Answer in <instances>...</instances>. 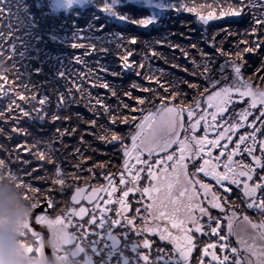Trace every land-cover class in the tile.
<instances>
[{"label": "snow or ice", "instance_id": "snow-or-ice-1", "mask_svg": "<svg viewBox=\"0 0 264 264\" xmlns=\"http://www.w3.org/2000/svg\"><path fill=\"white\" fill-rule=\"evenodd\" d=\"M90 6L92 11L87 15L79 11ZM199 7L212 10L205 15L183 3L163 0H47L46 3L45 0H0V41L7 43V51L3 50L4 43H0V81L4 82L0 83V93L7 97L11 92L14 97L7 106L8 115L0 110V118L13 119L11 131L20 135H30L26 129L15 126L21 119L51 124L72 119L70 115L56 112L49 115L46 110L52 95L56 96L57 108L72 103V88L65 92L53 88L49 93L42 91L44 84L70 80L76 90L82 87L68 76L64 56L58 51L67 43V37L61 33L68 25L64 21L56 24L53 17L57 14L63 13L65 20L72 17L70 47L85 49L83 56L106 53L108 49L98 47L97 43L79 42L85 30L79 25V19L84 20L87 31L100 33L112 21L148 28L157 23L165 10L173 9L195 13L198 21L205 25L226 17H251L250 29L240 34L248 38L239 41L244 47L235 53L238 60H227L218 70L211 66V61L205 63L198 76L203 84L183 81L195 93L187 106L179 103L187 93L179 90L178 85L165 87L154 77L149 78L150 81L163 88L167 95L158 88L136 84L131 87L152 94L151 98L124 93L136 104L150 107L124 104L132 113L142 115L122 119L113 115L111 123H117L118 119L124 124L131 122L134 131L127 137L113 132L111 140L100 137L106 143L119 144V171H106L111 165L109 161L88 168L86 176L80 174L84 171L81 164L74 166L77 172L65 173L52 156V141L56 137L45 141L43 150L39 139L31 147L18 145L39 160L54 165L51 185L43 190L18 177L9 170L8 161L0 158V184L7 177L15 181L17 189H24L19 194L11 193L9 198L32 201L25 205L22 220H17L19 227L15 229L14 238L25 255L44 256L45 248L50 247L53 264H264V89L245 79V64L239 62L246 53L258 54L264 49V0H213V4ZM142 9L150 10V14L138 15ZM222 31L228 32L227 29ZM115 35L132 45L138 42L136 36ZM95 40L103 42L99 35ZM217 51L228 55L223 49ZM132 54L128 51L121 57L122 70L132 68L133 62L129 60ZM73 59L76 64L84 63L83 57ZM25 60L35 63L23 64L21 72L16 65ZM7 61H14L11 67ZM226 69H230V75H224ZM10 71H14L16 81L20 82L13 81L14 86L6 88ZM99 71L108 72V69L101 66ZM216 71L220 73L219 78L215 76ZM262 73L264 60L254 73L264 82ZM33 75L44 79L34 82ZM78 75L86 78V74ZM101 86L109 88L107 83ZM112 94L115 96L116 92ZM96 103L107 111L102 100L97 99ZM237 104L243 107L237 109ZM17 112L19 115L14 116ZM76 116L82 119L79 114ZM87 123L95 125L96 122ZM76 132L75 127L55 129L61 138ZM3 135L6 129L0 127V136ZM127 139L131 140L130 145ZM31 148L37 151L32 153ZM0 149L6 150V145H0ZM16 159L19 160L18 154ZM22 163L30 165L28 160ZM35 171L37 169L32 172L25 169V175L32 177ZM203 177H210L215 185L206 183ZM234 191L245 209L261 217L258 222L248 215L238 218L235 210L230 215L225 213L224 217L213 215V209L225 212L226 205L234 209L240 206L230 204ZM57 195L67 199L58 201ZM4 198L5 190L0 187V207ZM58 203L63 207L57 212ZM42 204L45 210L35 213ZM223 219L227 220L226 231ZM5 223L0 215V230ZM34 225L46 229L47 237ZM203 237L212 239L200 243Z\"/></svg>", "mask_w": 264, "mask_h": 264}, {"label": "trees", "instance_id": "trees-1", "mask_svg": "<svg viewBox=\"0 0 264 264\" xmlns=\"http://www.w3.org/2000/svg\"><path fill=\"white\" fill-rule=\"evenodd\" d=\"M46 2L47 0H45V3ZM163 2L174 4L180 2L187 7L195 8L197 12L205 15L212 9L208 7L200 8L199 5L213 4V0H163ZM213 7L215 6L213 5ZM79 11L87 15L92 11V7L80 9ZM137 14L148 15L150 14V10L142 9ZM53 19L56 24H60L61 21H64V23L68 25V28L61 33L63 36L67 37V43L58 49V51L64 55L65 70L68 76L75 79L76 83L81 84L82 87L81 90H76L70 80H59L58 82L51 81L44 84L42 91H48L50 93L51 89L54 88L60 92H65L66 89L72 88L74 100L68 106L57 108L56 96L52 95V102L46 107L49 115L52 112H56L62 116L70 115L72 119L67 122L57 121L55 124L48 122L41 123L26 118L21 119L15 123V126L26 129L30 135H20L11 131L14 126L13 119L5 120L0 118V127L6 129V135L0 136V145H6V150L0 149V158L8 161L10 171L36 187L42 186L43 181L46 182L51 180L52 173L54 172V165L39 160L28 151H24L22 148L17 147L18 145H27L31 147V145L39 139L41 141L39 147L43 150L45 148V141L56 137V139L52 141V156L59 164L64 160H69L72 154L76 156L75 161L77 163L84 161L86 157L90 158V156L104 154L100 151V147L107 143L105 140H101L100 137L111 140L113 132L121 136L126 135L129 130V128L127 129L129 123H121L119 119H122L124 116L130 117L136 115V113H132L130 109L124 108L123 105L129 104L135 107H144L145 109L150 107L149 105H138L135 100L124 95L127 91L130 92L133 97L147 96L151 98L152 94L144 93L138 88H132V84L136 83L137 85V82L140 81L143 83L144 81L142 78L147 77V85L144 83V87L150 84L152 87H158L160 91V89L163 88H159V85L150 81L149 78L153 76L160 84L168 87L170 82H174L175 80L173 79L178 77L181 83L178 87L179 90L183 93H187L188 96H186V99L179 100V103L183 105L182 101L188 100L189 97L193 98L195 95L194 90L189 89L183 81L188 80L199 83L200 79H198V76L199 73L203 71L200 67H203L205 63L211 61V66L218 70L221 64L229 60L226 58L229 54L233 55H230L232 56L230 60H238L235 52H238V49L243 47V45L240 44H238V49L230 46L234 40L237 41L242 38L240 34L243 32V30L241 31L242 28H235L239 26L238 23L229 22L234 21L233 19L226 17L222 18V20L210 21L205 25L202 22L198 23L195 13H189L183 10L177 12L173 9L165 10L157 23L148 28L132 25L126 26L112 21L104 32L95 33L87 31L84 20L79 19V25L85 29L80 34L82 39H80L79 42L85 45L97 43L98 47L102 46L108 49L106 53L97 52L90 56H83L85 49H72L70 47V44L73 42L70 30L72 26V17L68 16L65 20L64 14L60 13L53 17ZM220 22H222L221 24H223L224 28H229L230 32L233 31V33L239 34V36H234L233 33L229 35L232 39V41L228 39V42L230 41L229 46L226 42L222 44V42L219 41L221 37H211L213 33L210 29V27H212L211 25L214 24L218 26ZM233 25H235V27H233ZM195 28L198 30V34L196 35L194 32H190V29L195 31ZM109 33H112V35H109ZM115 33H120L125 37L136 36L138 42L135 45L129 44L127 40H120ZM185 33H188V35L186 36ZM97 35L102 38V43L95 40V36ZM183 35H185V38ZM88 37H92V39H88ZM195 37H198V40L195 39ZM202 37L206 40L208 39V41H214L217 48L212 49L204 44L206 40H203ZM200 39L204 42H199ZM0 43H4L3 50L7 51V43L3 41H0ZM193 45H195V47H193ZM48 47L53 48L52 45ZM202 48L208 53L201 54L199 51L203 50ZM218 49H223L224 53L228 55H222L217 51ZM128 51L133 53L129 57V60L133 62L132 68L130 70H122L123 61L121 57L125 56ZM77 56L83 57L84 63L76 64L73 58ZM210 56H215L216 58L212 59ZM15 59L19 61L18 57ZM258 59L259 58L253 59L254 62L252 61V63L254 65L260 64ZM13 62L14 61H7L8 66L11 67ZM25 63L35 62L27 60L17 62V69L22 72L23 64ZM248 64L250 66L249 62ZM140 65H143V67H139ZM173 65H177V67H173ZM101 66L107 68L108 72L99 71ZM90 69L92 71H90ZM185 69H187V71H185ZM112 72H118L120 75L114 76L111 74ZM137 72H139L140 75H137ZM193 72L196 73L195 76L192 75ZM79 73L86 74V78L78 75ZM228 73L230 74V69H226L224 75ZM7 75L9 76V84L6 85V88L13 87L14 85L12 82L16 81L14 71L8 72ZM215 76L219 78L220 73L216 71ZM25 79H27V77H25ZM32 79L34 82H39L44 78L33 75ZM16 82L19 83L20 81ZM0 83L4 82L0 81ZM104 83H107L109 88L102 87L101 85ZM19 90L20 89H16V91ZM113 91L116 92L115 96L112 94ZM169 91L171 92L172 89L169 88ZM161 93L163 94V92ZM164 94L167 95V93ZM11 98H14L11 92H9V96L7 97L0 93V110H5L6 116L8 115L7 106L10 104ZM97 99L103 101V105L107 106V111L105 107L96 103ZM17 102L23 103L19 100ZM76 114H79L82 119H77ZM13 115H19V113L17 112ZM113 115L119 118L118 122L115 124L111 123ZM93 120L96 122L95 125L87 123ZM57 127H67L69 129L75 127L77 128V132L61 138L55 133ZM9 136L11 139H9ZM81 137H83V140H81ZM77 149H79V152H76ZM36 151V148H31L32 153ZM17 154L19 155V160L16 159ZM23 160L30 161V165L23 164ZM25 169H27L28 172H32L33 169H37V171L33 173L32 177H28L25 175ZM35 177H48L49 179H36Z\"/></svg>", "mask_w": 264, "mask_h": 264}, {"label": "flooded vegetation", "instance_id": "flooded-vegetation-1", "mask_svg": "<svg viewBox=\"0 0 264 264\" xmlns=\"http://www.w3.org/2000/svg\"><path fill=\"white\" fill-rule=\"evenodd\" d=\"M216 78H218V77H216ZM200 81L202 83L201 79H200ZM132 129L133 128L129 129L128 131H130ZM128 131H127L126 135H124L125 137L128 136V134H129ZM200 134H202V132ZM209 135L213 136L214 133H209ZM234 139H235V137H234ZM126 143H128L130 145L131 144V140L127 139ZM118 149H119V144L112 145L110 143H107L106 145L100 147V151H102L104 154H98L96 156H90V159L81 161L79 163H77L75 161L76 160V156L72 154V155H70V159L69 160H64L59 165L61 166V168L63 169V171L65 173L72 174V173L77 172V169L74 166L77 165V164H81L83 169H84V171L81 172L80 174L83 175V176H86V175H88V172H87L88 168L93 167V165H98L100 162L108 163L109 161H111V165H110L109 168L106 169V171L116 172V171L120 170V163H121V154L118 152ZM213 151H214L215 154H218L217 150H213ZM161 155H163V154H161ZM234 159H240V157H235ZM97 171H100L99 168H97ZM201 176H202V174H201ZM203 179L205 180L206 183L215 185V181L211 180L210 177H203ZM42 184L43 185L39 186L38 188L43 189V190H47L50 187V185H51V180H48L46 182L43 181ZM29 195L31 196V195H35V194L29 193ZM41 199L43 200V197H41ZM61 199H67V197H61V196L57 195V200L59 201ZM230 204H238L240 206L238 208L234 209L233 207H230V206L226 205L225 206V212H220L218 209H213L212 210L213 215L224 217L225 213L230 215L231 212L233 210H235L237 212L238 218L240 216H242V215H248V216H250L253 219V221H256V222H258L261 219V217H259L256 214L255 211L244 208V205L238 199V193L235 192V191L231 194ZM62 207H63V204L62 203H58L56 211L58 212L59 209L62 208ZM44 210H45V205L42 204L40 207H37L35 209V213L39 214V213L43 212ZM51 215H53V216L56 215V212H51ZM222 223L225 225V231H226L227 220L223 219ZM238 226L239 227H243V225H238ZM34 227L38 231H41L42 234L45 237H47L48 233H47L46 229L41 228L40 226H35V225H34ZM210 239H212V238L203 237L202 240L200 241V243L207 242ZM232 242L235 243V238L234 237L232 238ZM44 251H45V255H47L49 257L52 256V249L50 247H46ZM195 255L198 256L199 253L197 252V253H195Z\"/></svg>", "mask_w": 264, "mask_h": 264}, {"label": "clouds", "instance_id": "clouds-1", "mask_svg": "<svg viewBox=\"0 0 264 264\" xmlns=\"http://www.w3.org/2000/svg\"><path fill=\"white\" fill-rule=\"evenodd\" d=\"M5 190V198L0 215L6 221L3 229L0 230V264H53L52 258L44 256H27L24 250L19 246L15 237V229L19 227L17 220H22V213L25 211V205H30L31 200L10 199L11 193H22L23 189L15 187V181L5 178L0 184ZM10 190V191H9ZM31 241H28L30 243Z\"/></svg>", "mask_w": 264, "mask_h": 264}, {"label": "rangeland", "instance_id": "rangeland-1", "mask_svg": "<svg viewBox=\"0 0 264 264\" xmlns=\"http://www.w3.org/2000/svg\"><path fill=\"white\" fill-rule=\"evenodd\" d=\"M221 2H223V0H221ZM214 6H215V5H214ZM227 18H230V19H233V20H234V21H229L230 23H238L239 26L235 27V25H233V27H235V28H237V29L242 28V29H241V31L243 30L242 33H244L245 30L250 29V26H251V17H250V15H245L243 18H238V17H227ZM220 20H222V19H220ZM68 21H69V19H68ZM198 23H200V21H198ZM221 23H222V22H220V24H219L218 26H216V25H214V24L211 25L212 27H210V29L213 31L211 37H215V38H220V37H221V39H219V41H221L222 44H224V43L226 42V44L229 46V43H230V41H232V39L229 37V34H228V33H233V31L230 32L229 28L227 29L226 27H225V28L228 30V32L222 31V29H225V28H224L223 24H221ZM231 30H232V29H231ZM197 31H198V30H197L196 28H195V31L192 30V29H190V32H194L195 35L198 34ZM188 32H189V30H188ZM242 33H241V34H242ZM220 34H221V35H220ZM233 34H234V36H239V34H238V35H237L236 33H233ZM185 35L187 36L188 33H185ZM185 35H183L184 38H185ZM219 35H220V36H219ZM231 35H232V34H231ZM234 36H232V37H234ZM241 36H242V35H241ZM198 37H199V35H198ZM198 37H195V39L198 40ZM247 38H248V37H246V36H242L241 39H247ZM202 39H203V40H206L204 37H202ZM202 39H200L199 42H200V41L204 42ZM228 39L230 40L229 42H228ZM241 39H239V40H237V41L234 40V41L231 43L230 46H232V47L235 48V49H238V44H239V41H240ZM204 44L208 45V46H209L210 48H212V49L217 48V47L215 46L214 41H208V39L204 42ZM243 47H244V46H243ZM243 47L239 48L238 51H242ZM202 49H203V48H202ZM209 50H210V49H209ZM199 52H201V54L208 53V52H206L204 49L201 50V51H199ZM236 52H237V51H236ZM236 52H235V53H236ZM62 54H63V53H62ZM230 55H232V54H229L228 56H226V58H228L229 60L232 59V56H233V55H232V56H230ZM63 56H64V55H63ZM236 57H237V56H236ZM210 58L214 59V58H216V57H215V56H210ZM245 58H246V59H245ZM257 58H259L258 61H260V64L254 65V64L252 63V61H253V59H257ZM244 60H247V61H244ZM262 60H264V49H261V50L259 51L258 54L246 53V54L244 55V59H243V61H239V62L245 64V67H244V69H243V73H244L245 79H247V80H249L250 82L256 84L258 87L264 89V82H261V80L258 79L257 75H254V73L256 72V69L259 68V67H261V61H262ZM248 62L250 63V66H251V67L249 66ZM253 62H254V61H253ZM200 68L203 70V67H200ZM248 68H249V69H248ZM262 74H264V73H262ZM226 75H230V74L228 73V74H226ZM152 77H153V76H152ZM142 80H143L144 82H143V83H142V81L137 82V85H138V86H142V87H144L143 84H144V83H145V84L147 83V77H146V78H145V77L142 78ZM145 80H146V81H145ZM173 80H175V81H174V82H170V84H176V85H178V87L181 85L180 80H179L178 77L174 78ZM201 80H202V79H201ZM197 82H198V79H197ZM112 83H113V82H112ZM199 83H201L200 80H199ZM203 83H204V81L202 80V83H201V84H203ZM224 83H226V81H225ZM113 84H114V83H113ZM134 84H136V83H134ZM146 85H147V84H146ZM146 87L158 88V87H152V86H150V84H149L148 86H146ZM138 89H139V88H138ZM160 91L163 92V89H160ZM163 94H164V92H163ZM187 97H188V96H187ZM180 99H186V97H183V96H182ZM192 99H193L192 97H189L188 100L182 101V104H183L184 106H187V105H188V102H189V101H192ZM242 107H243L242 104H237V105H236V108H237V109H240V108H242ZM147 109H148V108H147ZM141 115H142V114H141L140 112H136V116H137V117H139V116H141ZM128 128H129V129H130V128H133L131 122L129 123L127 129H128ZM131 131H134V128H133L132 130L128 131V132H131Z\"/></svg>", "mask_w": 264, "mask_h": 264}]
</instances>
